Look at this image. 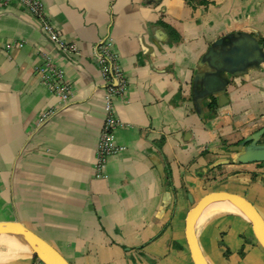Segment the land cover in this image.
<instances>
[{
    "label": "crops",
    "instance_id": "0c3cea01",
    "mask_svg": "<svg viewBox=\"0 0 264 264\" xmlns=\"http://www.w3.org/2000/svg\"><path fill=\"white\" fill-rule=\"evenodd\" d=\"M41 1L77 50L59 51L20 1L0 0V221L21 222L71 264H193L185 219L203 195L243 194L264 217V163L230 162V144L264 123V60L221 72L222 103L204 92L219 39L248 33L264 53V0ZM108 39L126 79L114 98L125 148L97 171L107 80L91 49ZM45 54L71 85L65 103L37 72ZM204 209L195 233L210 264H264L242 213ZM32 258L0 234V264Z\"/></svg>",
    "mask_w": 264,
    "mask_h": 264
},
{
    "label": "water",
    "instance_id": "95a60500",
    "mask_svg": "<svg viewBox=\"0 0 264 264\" xmlns=\"http://www.w3.org/2000/svg\"><path fill=\"white\" fill-rule=\"evenodd\" d=\"M221 46H217V44ZM213 71L206 79L204 92L212 88L219 92L220 103L225 97V82L221 72L234 73L245 70L248 65L264 60L262 45L248 33H242L238 38L225 41L219 39L208 52ZM264 134V125L245 137L239 144L233 145L232 150L237 153L234 159L240 163L264 161V143L259 139ZM250 140L249 143H246ZM229 200L251 223L253 234L257 242L264 248V217L245 195L231 191H211L203 195L188 211L185 219V240L193 264H210L203 253L196 233L195 222L201 211L210 203ZM12 234L22 237L30 246L33 256L41 258L46 264H71L65 256L44 238L33 230L16 221H0V234Z\"/></svg>",
    "mask_w": 264,
    "mask_h": 264
},
{
    "label": "built area",
    "instance_id": "2783aa9c",
    "mask_svg": "<svg viewBox=\"0 0 264 264\" xmlns=\"http://www.w3.org/2000/svg\"><path fill=\"white\" fill-rule=\"evenodd\" d=\"M26 9L37 19L39 25L54 43L59 51L75 52V43L63 38L54 23L50 20L41 0H18ZM111 40H106L97 47L91 49V54L101 66L107 87L105 93V119L101 128L100 137L97 145L96 169L100 171L105 165L109 154L118 153L125 148V145L116 142L114 128L117 120L114 116V98L117 94L124 92L126 79L118 63L116 54L110 50ZM45 62L37 67L42 81L54 92L63 103L71 98V85L64 77V73L51 58L45 54ZM47 112L43 113V117ZM30 264H46L41 258L33 256Z\"/></svg>",
    "mask_w": 264,
    "mask_h": 264
},
{
    "label": "bare ground",
    "instance_id": "6f19581e",
    "mask_svg": "<svg viewBox=\"0 0 264 264\" xmlns=\"http://www.w3.org/2000/svg\"><path fill=\"white\" fill-rule=\"evenodd\" d=\"M226 210L240 212L239 209L233 203H231L229 200H221V201L213 202L210 205H208L204 209V212L202 213L201 218H204L208 214H213L215 212L217 213L219 211H226ZM16 237L30 249V246L25 242V239H23L22 237H19V236H16Z\"/></svg>",
    "mask_w": 264,
    "mask_h": 264
},
{
    "label": "trees",
    "instance_id": "16d2710c",
    "mask_svg": "<svg viewBox=\"0 0 264 264\" xmlns=\"http://www.w3.org/2000/svg\"><path fill=\"white\" fill-rule=\"evenodd\" d=\"M187 2L189 3V4H191V5H194V4H196V3H205V2H207V0H187ZM165 26L167 27V29L169 30V33H170V35H171V39H173L174 41H177V40H179L180 39V36H179V34L177 33V31L172 27V26H170V25H166L165 24ZM260 42L263 44V46H264V37H261L260 38ZM216 104H217V100H216V97L215 96H212L211 97V108L212 107H215L216 106ZM264 135V134H263ZM242 140L243 139H239V140H237L236 142H233L232 144H230V145H236V144H239L240 142H242ZM250 142V140H248L246 143H249ZM230 145H228V147L230 146ZM232 151H234V150H232ZM236 152V151H235ZM236 160L234 159V157L233 158H230V162H235ZM263 179H264V174H263ZM186 247V246H185ZM186 250H188V249H186Z\"/></svg>",
    "mask_w": 264,
    "mask_h": 264
},
{
    "label": "rangeland",
    "instance_id": "374dc122",
    "mask_svg": "<svg viewBox=\"0 0 264 264\" xmlns=\"http://www.w3.org/2000/svg\"><path fill=\"white\" fill-rule=\"evenodd\" d=\"M263 125H264V123L257 124V126H256L253 130L249 131L248 134H252L255 130L259 129V128L262 127ZM259 142H260V143H264V135L261 136V138L259 139ZM234 151H235V150H234ZM234 151H233V152H234ZM261 163H264V161H261ZM252 179H254V177H252ZM229 187H231V188H235V189H237V190H241V189H238L237 187H235V186H233V185H230ZM13 241H14V240L9 241V245H14Z\"/></svg>",
    "mask_w": 264,
    "mask_h": 264
}]
</instances>
